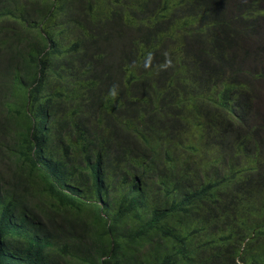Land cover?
<instances>
[{"label": "trees", "instance_id": "16d2710c", "mask_svg": "<svg viewBox=\"0 0 264 264\" xmlns=\"http://www.w3.org/2000/svg\"><path fill=\"white\" fill-rule=\"evenodd\" d=\"M263 97L264 0H0V264H264Z\"/></svg>", "mask_w": 264, "mask_h": 264}, {"label": "clouds", "instance_id": "9594fccd", "mask_svg": "<svg viewBox=\"0 0 264 264\" xmlns=\"http://www.w3.org/2000/svg\"><path fill=\"white\" fill-rule=\"evenodd\" d=\"M235 62H241L242 63V69L246 68L248 66V63H246L245 61H243L242 59L239 58V56L235 59Z\"/></svg>", "mask_w": 264, "mask_h": 264}, {"label": "rangeland", "instance_id": "374dc122", "mask_svg": "<svg viewBox=\"0 0 264 264\" xmlns=\"http://www.w3.org/2000/svg\"><path fill=\"white\" fill-rule=\"evenodd\" d=\"M262 101H260V103H264V97L261 99Z\"/></svg>", "mask_w": 264, "mask_h": 264}]
</instances>
